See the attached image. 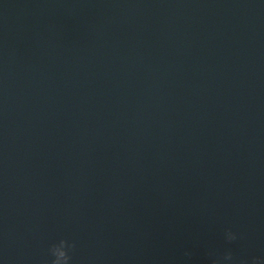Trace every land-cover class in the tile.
<instances>
[{"label":"water","instance_id":"water-1","mask_svg":"<svg viewBox=\"0 0 264 264\" xmlns=\"http://www.w3.org/2000/svg\"><path fill=\"white\" fill-rule=\"evenodd\" d=\"M61 238L264 255V0H0V264Z\"/></svg>","mask_w":264,"mask_h":264},{"label":"clouds","instance_id":"clouds-1","mask_svg":"<svg viewBox=\"0 0 264 264\" xmlns=\"http://www.w3.org/2000/svg\"><path fill=\"white\" fill-rule=\"evenodd\" d=\"M241 239V236L227 229L224 232V240L228 245ZM76 242L67 238H61L53 243L47 249V264H74V252ZM186 255H190L186 253ZM210 264H264V255L239 257L236 256L231 248H226L223 253L210 252Z\"/></svg>","mask_w":264,"mask_h":264}]
</instances>
